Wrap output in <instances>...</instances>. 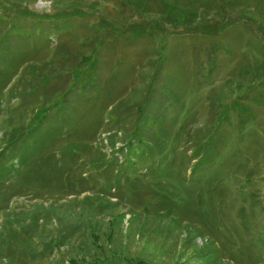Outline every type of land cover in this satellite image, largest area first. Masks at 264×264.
Instances as JSON below:
<instances>
[{"label": "rangeland", "instance_id": "374dc122", "mask_svg": "<svg viewBox=\"0 0 264 264\" xmlns=\"http://www.w3.org/2000/svg\"><path fill=\"white\" fill-rule=\"evenodd\" d=\"M264 264V0H0V264Z\"/></svg>", "mask_w": 264, "mask_h": 264}, {"label": "trees", "instance_id": "16d2710c", "mask_svg": "<svg viewBox=\"0 0 264 264\" xmlns=\"http://www.w3.org/2000/svg\"><path fill=\"white\" fill-rule=\"evenodd\" d=\"M70 262H71V264H77V262H76V261H74L73 259H72V260H70Z\"/></svg>", "mask_w": 264, "mask_h": 264}]
</instances>
